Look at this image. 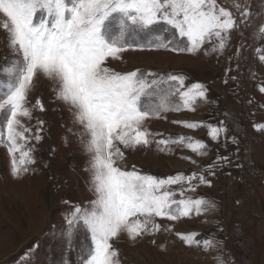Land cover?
I'll use <instances>...</instances> for the list:
<instances>
[{
	"label": "snow or ice",
	"instance_id": "snow-or-ice-1",
	"mask_svg": "<svg viewBox=\"0 0 264 264\" xmlns=\"http://www.w3.org/2000/svg\"><path fill=\"white\" fill-rule=\"evenodd\" d=\"M231 8L235 11L220 6L217 0H0V31L11 54L0 65V144L10 157V175L21 179L36 163L30 141L42 140L44 122L38 120L41 127L30 136L27 134L33 129L23 121L32 120L34 110H45L39 98L34 105L28 103L38 77L54 84V98L68 105L83 130L79 138L90 157L85 170L90 174L89 190L94 198L87 206L73 205L64 214L63 232L69 252L79 229L83 228L90 240L82 244L77 264H123L115 247L121 236L136 243L162 231H173L156 218L178 221L216 209L215 202L207 197H190L185 192L194 193L200 185L211 187L207 175H215L221 164H229L227 156L217 155L200 173H177L166 178L120 164L125 156L121 145L135 150L155 143L164 152L170 150V144H183L198 156H207L210 146L202 140L178 136L153 141L152 135L162 134L144 127L148 119L160 118L165 112L195 111L198 100L207 101V87L200 82L186 84L182 74L158 79L157 74L139 68L119 72L109 67L108 61L119 60L120 54L128 50L162 49L219 56L231 43V33L243 34L246 28L252 29L253 41L264 45V4L254 11L249 0H233ZM242 50L243 46L237 47L234 55L239 57ZM253 51L264 63V46ZM230 71L226 69L225 75ZM232 79L238 87L239 76ZM259 91L264 93V85ZM225 117L216 125L173 123L189 129L206 128L211 141L220 143L227 132V113ZM254 127L264 130V125ZM232 139L235 142V137ZM173 185L179 187L180 199L175 198ZM175 235L186 246L214 253L213 264H229L220 244L211 236L198 239L197 232ZM151 243L155 244V239ZM32 252L28 249L19 264H27ZM62 264L70 261L63 259Z\"/></svg>",
	"mask_w": 264,
	"mask_h": 264
},
{
	"label": "rangeland",
	"instance_id": "rangeland-1",
	"mask_svg": "<svg viewBox=\"0 0 264 264\" xmlns=\"http://www.w3.org/2000/svg\"><path fill=\"white\" fill-rule=\"evenodd\" d=\"M232 2L217 0L220 6L235 11L231 8ZM249 2L254 11L261 10L264 4V0ZM251 32V28L244 29L243 34L233 31L231 43L219 56L178 54L162 49L128 50L120 54L119 60L108 61V66L119 72L139 68L142 72L157 74L158 79L182 74L186 84L200 82L208 89L207 101L198 100L195 111L165 112L160 118H150L144 124L152 133L162 134L152 135L153 141L178 136L204 141L210 146L207 156H198L183 144H170V150L164 152L159 151L155 143L135 150L123 149L121 145L125 153L120 161L122 167L130 170L135 166L141 173L166 178L177 173L185 176L200 173L217 155L227 156L231 161L221 164L215 175H207L211 187L200 185L194 193L185 192L186 196H204L214 201V211L178 221L156 218L165 228L171 226L173 231H162L136 243L121 236L115 247L119 249L123 264H213L211 256L214 253L206 254L199 248L186 246L176 237V232H197L198 239L211 236L220 244V251L229 264H264V130L257 131L254 127L264 125V93L259 91L264 85V63L253 51L264 45L259 40L253 41ZM163 35L171 38L167 33ZM140 39L143 42V34ZM242 46L237 57L234 55L236 48ZM10 55L4 45V33L0 31V65ZM229 68L231 71L226 76ZM237 75L238 87L237 81L232 79ZM53 87L52 82L38 77L28 96L29 106L39 98L45 109L34 110L33 119L23 121L33 129L27 134L30 136L41 127L37 121L44 122L40 133L42 140L39 143L34 139L30 141L36 159L30 166L32 171L21 179H14L10 175L9 154L0 144V264H19L30 248L33 252L27 264H62L63 259L77 264L82 244L90 243L81 228L75 234L73 250L69 252L65 247L64 214L73 205L87 206L94 196L89 190L90 174L85 170L90 157L79 138L83 130L75 122L68 105L54 98ZM226 113L227 132L220 143L211 141L206 128L189 129L173 123L199 121L216 125L226 119ZM172 189L177 192L175 198L180 199L179 187L173 185ZM65 200L70 203H63ZM153 239L155 244L151 243Z\"/></svg>",
	"mask_w": 264,
	"mask_h": 264
}]
</instances>
